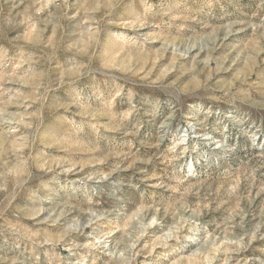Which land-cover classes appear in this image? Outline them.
Returning a JSON list of instances; mask_svg holds the SVG:
<instances>
[{
  "label": "rangeland",
  "instance_id": "rangeland-1",
  "mask_svg": "<svg viewBox=\"0 0 264 264\" xmlns=\"http://www.w3.org/2000/svg\"><path fill=\"white\" fill-rule=\"evenodd\" d=\"M0 264H264V0H0Z\"/></svg>",
  "mask_w": 264,
  "mask_h": 264
}]
</instances>
